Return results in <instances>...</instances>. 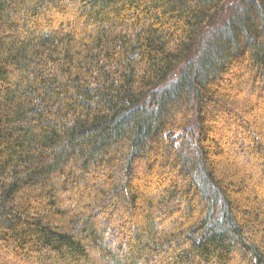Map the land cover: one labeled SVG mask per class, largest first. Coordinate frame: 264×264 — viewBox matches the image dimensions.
<instances>
[{
    "label": "trees",
    "instance_id": "trees-1",
    "mask_svg": "<svg viewBox=\"0 0 264 264\" xmlns=\"http://www.w3.org/2000/svg\"><path fill=\"white\" fill-rule=\"evenodd\" d=\"M0 264H264V0H0Z\"/></svg>",
    "mask_w": 264,
    "mask_h": 264
},
{
    "label": "rangeland",
    "instance_id": "rangeland-1",
    "mask_svg": "<svg viewBox=\"0 0 264 264\" xmlns=\"http://www.w3.org/2000/svg\"><path fill=\"white\" fill-rule=\"evenodd\" d=\"M219 120L220 119L217 120V122L215 123V125L218 126V127H221L222 125L219 123L220 122ZM219 134L221 135L219 137V140L221 141V144H223V147L224 148H228V146H230L228 144V141H229L230 136H231L230 131L225 130V131H222L221 133L220 132H216V133H214L213 137L214 136L216 137V135H219ZM216 138H218V137H216ZM4 263H6V261Z\"/></svg>",
    "mask_w": 264,
    "mask_h": 264
}]
</instances>
